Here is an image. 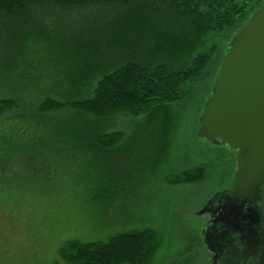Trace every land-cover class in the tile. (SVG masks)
<instances>
[{
	"label": "trees",
	"instance_id": "trees-1",
	"mask_svg": "<svg viewBox=\"0 0 264 264\" xmlns=\"http://www.w3.org/2000/svg\"><path fill=\"white\" fill-rule=\"evenodd\" d=\"M263 3L0 0V125L9 127L0 128V174L38 149L114 147L126 137L110 130L119 115L130 116L138 134L147 129L151 150L161 149L176 104L204 80L211 94L228 43ZM116 163L96 165L94 198L126 185ZM210 168L200 163L169 182H204ZM159 243L155 230L133 229L68 238L57 253L64 264H147Z\"/></svg>",
	"mask_w": 264,
	"mask_h": 264
},
{
	"label": "rangeland",
	"instance_id": "rangeland-1",
	"mask_svg": "<svg viewBox=\"0 0 264 264\" xmlns=\"http://www.w3.org/2000/svg\"><path fill=\"white\" fill-rule=\"evenodd\" d=\"M209 90L204 80L176 104L170 138L161 149L151 150L147 129L138 134L132 118L119 115L110 130H124L126 137L114 147L59 145L11 160V169L0 174V264H64L57 253L64 240H103L133 229L159 235V249L147 264H204L197 217L206 212V195L221 188L223 173L236 162L227 146L198 136ZM4 127L9 128L6 121ZM91 158L99 166L116 159L113 171L122 173L126 185L111 187V197L94 198L92 185L101 175ZM203 162L211 164L204 182H169Z\"/></svg>",
	"mask_w": 264,
	"mask_h": 264
},
{
	"label": "water",
	"instance_id": "water-1",
	"mask_svg": "<svg viewBox=\"0 0 264 264\" xmlns=\"http://www.w3.org/2000/svg\"><path fill=\"white\" fill-rule=\"evenodd\" d=\"M228 49L198 119V136L238 151L230 196L251 204L264 197V3Z\"/></svg>",
	"mask_w": 264,
	"mask_h": 264
},
{
	"label": "flooded vegetation",
	"instance_id": "flooded-vegetation-1",
	"mask_svg": "<svg viewBox=\"0 0 264 264\" xmlns=\"http://www.w3.org/2000/svg\"><path fill=\"white\" fill-rule=\"evenodd\" d=\"M223 146L231 149L236 162L223 173L221 188L206 195V212L197 217L204 264H264V197L249 204L246 198L230 196L238 151Z\"/></svg>",
	"mask_w": 264,
	"mask_h": 264
}]
</instances>
